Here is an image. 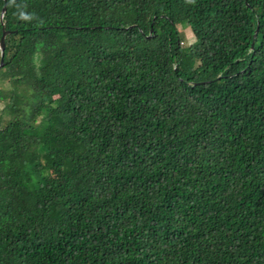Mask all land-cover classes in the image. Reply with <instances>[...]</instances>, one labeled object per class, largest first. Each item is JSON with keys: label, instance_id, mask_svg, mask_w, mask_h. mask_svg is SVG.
<instances>
[{"label": "trees", "instance_id": "1", "mask_svg": "<svg viewBox=\"0 0 264 264\" xmlns=\"http://www.w3.org/2000/svg\"><path fill=\"white\" fill-rule=\"evenodd\" d=\"M3 8L0 264H264V0Z\"/></svg>", "mask_w": 264, "mask_h": 264}, {"label": "water", "instance_id": "2", "mask_svg": "<svg viewBox=\"0 0 264 264\" xmlns=\"http://www.w3.org/2000/svg\"><path fill=\"white\" fill-rule=\"evenodd\" d=\"M5 9L3 8L2 9V13H1V16H0V19L2 18V14L4 13ZM257 30H258V27H256V30H255V34H254V37L256 36V33H257ZM7 32H3L2 33V36L0 38V56L2 57L3 55V50H4V38L6 36ZM2 65V60L0 59V67Z\"/></svg>", "mask_w": 264, "mask_h": 264}, {"label": "rangeland", "instance_id": "3", "mask_svg": "<svg viewBox=\"0 0 264 264\" xmlns=\"http://www.w3.org/2000/svg\"><path fill=\"white\" fill-rule=\"evenodd\" d=\"M190 34H191V33H190ZM187 38H188L189 41H191V40H190V36H189V34H188ZM191 38H192V40H193V35H192V34H191ZM185 43H186V42H185ZM0 109H1V104H0Z\"/></svg>", "mask_w": 264, "mask_h": 264}]
</instances>
